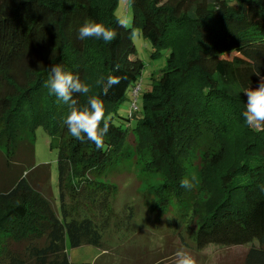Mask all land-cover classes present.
Listing matches in <instances>:
<instances>
[{"label":"trees","instance_id":"16d2710c","mask_svg":"<svg viewBox=\"0 0 264 264\" xmlns=\"http://www.w3.org/2000/svg\"><path fill=\"white\" fill-rule=\"evenodd\" d=\"M130 27L115 16L118 0H0V149L6 170L18 166L22 131L43 129L56 150L59 214L32 186L25 168L0 189V264H70L71 248H102L105 236L125 225L111 199L116 189L102 177L120 162L129 134L150 152V169L164 176L154 206L175 213L166 225L196 249L247 247L243 264H264V128L242 116L243 91L264 75V0H126ZM92 20L117 32L111 43L78 39ZM133 30L168 52L166 66L142 93L138 86L123 127L117 109L142 73L132 57ZM154 55V54H153ZM92 86L110 128L103 149L77 140L63 125L68 105L44 87L49 67ZM118 66V69H117ZM121 77L105 96L95 81ZM83 107L87 96H74ZM200 159L199 176L184 163ZM30 158V157H29ZM24 168V169H23ZM189 179L192 187L182 188ZM127 214V225L133 212ZM124 211V210H123ZM87 264V263H81Z\"/></svg>","mask_w":264,"mask_h":264},{"label":"rangeland","instance_id":"374dc122","mask_svg":"<svg viewBox=\"0 0 264 264\" xmlns=\"http://www.w3.org/2000/svg\"><path fill=\"white\" fill-rule=\"evenodd\" d=\"M115 16L121 20L132 19L131 10L126 0H118ZM130 27V26H129ZM132 41L135 52L132 57L142 62L144 68L137 81L127 92V97L117 109L116 117H121L123 127L134 125L135 116L128 122L134 101L133 90L139 88L136 105L141 107L142 93L151 89L152 81L156 80L166 66L168 52L164 49L153 48L143 39L137 30H133ZM154 54V55H153ZM259 81L251 88H256ZM246 99L247 96L245 95ZM1 130V127H0ZM49 135L41 128L35 131L32 151V135L24 130L19 135L16 162L6 170L3 151L0 149V189L7 188L8 183L21 172V164L25 172L29 173V180L51 205L53 211L59 214V195L57 189L56 150L49 149ZM30 157V158H29ZM150 152L138 148V141L134 134H129L126 140L123 157L117 164L107 168L102 177L116 189L111 198L119 215L124 218L125 225L119 227L110 236H105L102 248L81 246L71 248L65 243V253L70 264H175V252L183 248L195 260L196 264H243L247 247L207 245L198 250L195 243L188 237L181 239L176 232L166 225L169 215L175 213L170 204L165 212H159L154 202L158 198V188L164 181V176L151 170L148 164ZM186 169L195 176H199L200 159L195 152L189 161L184 163ZM23 168V169H24ZM133 212L131 221L127 225L129 208ZM124 210V211H123Z\"/></svg>","mask_w":264,"mask_h":264},{"label":"clouds","instance_id":"9594fccd","mask_svg":"<svg viewBox=\"0 0 264 264\" xmlns=\"http://www.w3.org/2000/svg\"><path fill=\"white\" fill-rule=\"evenodd\" d=\"M121 27L128 28L132 20L118 21ZM117 37V32L103 23L85 20L78 29V39L102 40L111 43ZM118 69V66H117ZM259 78L256 88H247L243 93L247 96L245 110L242 113L245 123L252 128H264V75L255 74ZM121 77L109 75L107 78L101 76L95 81L97 87L103 86V93L106 96L111 88L121 82ZM44 87L48 89L49 95H54L58 102L62 101L68 105V115L63 120V125L67 131L77 140L84 142L85 139L96 145L98 149L104 147V137L108 133L110 124L105 118L103 101L88 94L92 86L81 81V79L65 71L60 64H53L49 67V77L45 81ZM87 96L86 106H79V102L74 96ZM182 188L190 189L192 184L189 179L181 181ZM264 191V187H261ZM175 264H196V260L183 248L175 252Z\"/></svg>","mask_w":264,"mask_h":264}]
</instances>
